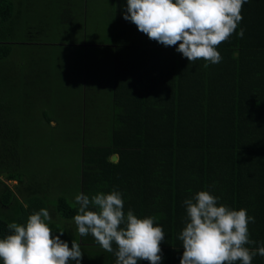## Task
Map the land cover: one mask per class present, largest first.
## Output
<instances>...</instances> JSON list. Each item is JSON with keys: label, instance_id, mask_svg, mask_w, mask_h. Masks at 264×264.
<instances>
[{"label": "trees", "instance_id": "trees-1", "mask_svg": "<svg viewBox=\"0 0 264 264\" xmlns=\"http://www.w3.org/2000/svg\"><path fill=\"white\" fill-rule=\"evenodd\" d=\"M108 2L101 38L112 49L110 108L103 116L110 124L106 134L103 128L95 130L100 141L90 138L82 145L77 194L116 189L125 212L155 217L165 233L160 264H180L184 249L178 235L187 219L183 201L200 190L219 197V204L246 209L255 217L248 225L250 238L257 241L253 247L264 245V198L255 192L258 186L264 189V0L243 5L236 30L244 29L243 38L233 33L217 48L221 62L207 68L204 60L189 63L176 46L149 39L124 19L127 0ZM15 3L0 0V59L10 54L16 35L20 6ZM8 112L0 105V174L20 186L21 175L7 171L16 163L19 146ZM0 185L1 200L14 203L17 215L33 206L29 200L22 204L26 195L18 185L21 197L1 178ZM54 205L61 217L77 213L78 205L65 196ZM8 223L0 217V238L8 234ZM49 227L54 235L63 231L60 238L71 247L65 227L54 221ZM76 241L83 251L81 264H115L114 255L91 235ZM252 264H264V257L257 254Z\"/></svg>", "mask_w": 264, "mask_h": 264}, {"label": "rangeland", "instance_id": "rangeland-1", "mask_svg": "<svg viewBox=\"0 0 264 264\" xmlns=\"http://www.w3.org/2000/svg\"><path fill=\"white\" fill-rule=\"evenodd\" d=\"M16 1V35L10 54L0 59V105L10 111L18 132L16 163L7 171L21 175L23 183L19 186L4 173L0 178L21 197L18 185L26 195L22 204L29 200L33 206H24L17 215L15 198L9 205L0 197V217L24 223L36 209L45 208L51 221L66 227L74 238L77 232L68 227L70 219L61 217L54 204L59 196L76 203L82 145L90 138L100 141L103 137L98 139L95 130L109 124L103 116L110 108L112 49L101 38L109 2ZM104 137L107 140L108 133Z\"/></svg>", "mask_w": 264, "mask_h": 264}, {"label": "clouds", "instance_id": "clouds-1", "mask_svg": "<svg viewBox=\"0 0 264 264\" xmlns=\"http://www.w3.org/2000/svg\"><path fill=\"white\" fill-rule=\"evenodd\" d=\"M248 0H127L124 19L137 26L149 39L164 46H176V51L190 62L204 60V67L222 60L218 46L233 33L240 38L244 29L236 32L243 17L241 10ZM219 197L200 190L183 204L185 226L178 235L184 249L180 264H252L259 254L264 257V245L253 247L249 223L255 217L246 209H233L219 204ZM78 205L73 222L81 237L91 235L108 253L115 264H149L162 261L161 242L165 239L162 226L155 217L140 218L132 209L124 211L122 193L116 189L83 192L75 196ZM49 211L41 208L30 214L26 223L7 224L8 234L0 238L2 264H81L83 251L75 239L71 247L59 235H54ZM115 246V247H114Z\"/></svg>", "mask_w": 264, "mask_h": 264}, {"label": "crops", "instance_id": "crops-1", "mask_svg": "<svg viewBox=\"0 0 264 264\" xmlns=\"http://www.w3.org/2000/svg\"><path fill=\"white\" fill-rule=\"evenodd\" d=\"M84 75L86 76V73H84ZM109 103H110V102H109ZM95 114H97V113H95ZM109 124H110V123H109ZM106 125H107V123L104 124L103 128H104ZM107 127H108V126H107ZM115 155H116V154H115ZM116 160H117V155H116ZM15 187H16V186H15ZM255 192L260 193V197H259V198H264V189H263L262 187L258 186ZM13 193H14V192H13ZM14 194H16V193H14ZM68 227H69V228H72V227H73L74 230H75V232H77V234H75L74 238H72V237L70 236V240H71V239L80 240V239L82 238V237L79 235V233H78V231H77V229H76V225L74 224L72 218H70V222H69V224H68ZM65 228H66V227H65ZM73 228H72V229H73Z\"/></svg>", "mask_w": 264, "mask_h": 264}, {"label": "water", "instance_id": "water-1", "mask_svg": "<svg viewBox=\"0 0 264 264\" xmlns=\"http://www.w3.org/2000/svg\"><path fill=\"white\" fill-rule=\"evenodd\" d=\"M111 159H112L113 161H115V160H116V155L113 154V155L111 156Z\"/></svg>", "mask_w": 264, "mask_h": 264}]
</instances>
